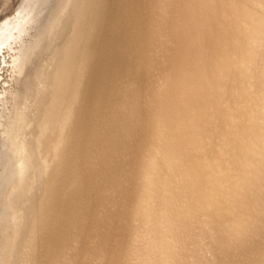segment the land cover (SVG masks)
<instances>
[{
    "label": "bare ground",
    "instance_id": "bare-ground-1",
    "mask_svg": "<svg viewBox=\"0 0 264 264\" xmlns=\"http://www.w3.org/2000/svg\"><path fill=\"white\" fill-rule=\"evenodd\" d=\"M95 2L97 22L102 0ZM86 5L0 0V264L110 262L115 201L120 190L130 197L136 159L128 149L141 137L140 128L127 135L126 122L139 125L143 110L147 136L126 264H232L239 252L241 264H264V0H107L99 45L87 63L94 26L71 86L84 83L77 118L79 90L55 135L53 152L68 145L72 152L65 184L52 204L48 170L38 200L27 193L50 118L44 109ZM141 19L154 52L143 107Z\"/></svg>",
    "mask_w": 264,
    "mask_h": 264
},
{
    "label": "rangeland",
    "instance_id": "rangeland-1",
    "mask_svg": "<svg viewBox=\"0 0 264 264\" xmlns=\"http://www.w3.org/2000/svg\"><path fill=\"white\" fill-rule=\"evenodd\" d=\"M106 1L107 0H102V3L100 5L101 7V13L98 16V20L96 22V17H97V5L95 0H86L87 2V9L85 12V16L81 19L82 22L80 23L78 20V25L76 23V27H75V32L78 33V36L76 35V39L74 41L71 42L70 44V58L66 59V63L61 65L62 68V72L59 76V84H56L53 86V91H50L51 94L53 95V101L50 104V107L47 109H44L46 112L50 113V118H49V122H48V126L45 128V130H43V134H40L39 139H41L40 143L37 144V147H35V163H33V168L34 170L33 175L29 178V186L26 188V190L28 191L27 193H31V197L33 198V200H38V196H39V192L41 190L42 184L44 183V179L46 177V175L48 174V170H50L49 176H50V180L52 181V195H51V201L52 204L57 203V199L59 198V192L62 188V186L65 184L64 180H65V176L67 175V171L69 169V163L71 160V153L69 150L70 145H68V147L66 146V149H64L61 152H53L54 149V143L56 141V133H57V129L58 126L61 125V123H63V114L64 111L66 110L65 107L67 105L70 104V97L72 95H70L71 91H76L79 90L78 95L75 98V102H74V109L76 107L79 106L80 104V100H82L83 97V82L81 81L76 87L75 89H71L73 87L72 84L74 81H77L76 79L78 78V72L80 71V62H81V55H82V48H83V43H85L86 37L89 34V32L91 31V29H93V27L95 26V39L94 42L91 46V52L90 54H88L87 57V63L91 62L92 60V56L95 54V49L97 47V45H99V35L101 33V29L104 23V19H105V14H106ZM141 5V4H140ZM142 6H140V10H141ZM99 9V8H98ZM144 12V11H143ZM141 11H139V16H140ZM151 15V14H150ZM143 18V17H142ZM143 21L141 19L140 25H139V31H138V35H140V38L143 37L145 43H146V54H145V58H144V63L146 64V68L144 70V74L141 77H138L139 83L137 84V88L140 90H138V92H140L141 94V98L140 101L141 103H139V105L142 106L143 101H148L150 96L148 93V89L150 87V83L154 80L153 77V71H154V63L151 61L152 60V45H151V34L148 33L147 31L144 34L145 29L142 28V24ZM82 25V26H80ZM80 29V31L78 32V30ZM143 32V33H142ZM99 36V37H98ZM151 58V60H150ZM91 59V60H90ZM148 65V66H147ZM59 66V65H58ZM152 66V67H151ZM88 67V66H87ZM87 67L85 69H87ZM60 68V66H59ZM148 68V69H147ZM152 69V70H151ZM149 70V71H148ZM152 71V72H151ZM84 71L81 70V78H84ZM152 73V74H151ZM89 73L86 74V76ZM151 76V77H150ZM50 90V89H49ZM49 90L47 91H43L41 93V96L45 97H49ZM71 106V105H70ZM143 107V106H142ZM77 111L78 109H75L74 114L72 120L73 122L76 120V115H77ZM45 112V113H46ZM69 112V111H68ZM140 124L138 125V122L136 121V119L133 120H128L126 122V124H128L129 126H127L128 132L127 135L129 134L131 137V133L132 131L139 132V128H140V139L138 142V139H135V143L133 142L132 139V143L129 146L128 151H130L132 153L131 158L132 159H136L135 161V166H133V170L132 172L135 173L136 177H135V181L133 182V186L130 189V197H128V199L126 198V195L123 196V194L121 193L120 190V195L119 198L121 196V200L119 201L118 205H117V201L114 207H119V211L117 213V217H116V222H115V230L114 234L116 235H112V248L111 250H114L115 255H111L110 256V262L108 264H126V259H127V251L130 248V240L133 239L132 237V233L134 232V229L131 228H135V223H134V214L136 212V207L138 204V199H139V194H138V188H139V184L141 183V179H140V174H141V168H142V155L144 153V148L145 143H146V134H147V115L145 110L142 111L141 113V117H140ZM73 122H71V124H73ZM137 122V124H136ZM147 123V124H146ZM136 124V125H135ZM147 125V126H146ZM131 126V127H130ZM137 126V128H136ZM36 131V130H34ZM34 131H28L26 133V138H30L32 137V135H34ZM131 131V132H130ZM76 132V131H75ZM70 133V134H69ZM139 133L135 136H137V138L139 137ZM146 133V134H145ZM76 133H74V124L70 130V132H68V138H70V142L69 144L72 142V140L74 139ZM70 135V136H69ZM146 135V136H145ZM136 138V137H135ZM144 147V148H143ZM132 148V150H131ZM143 148V149H142ZM140 149H142L140 151ZM143 152V153H142ZM130 153V155H131ZM141 154V155H140ZM59 155H61V160L59 162H56V157H58ZM135 155V156H134ZM141 167V168H139ZM140 170V171H139ZM124 172H122V182L124 183V176H123ZM129 174V172H128ZM126 179V178H125ZM126 183V182H125ZM126 185V184H125ZM32 188V190L30 189ZM137 190V191H136ZM59 193V194H58ZM121 202V203H120ZM127 202V203H126ZM24 206V205H23ZM121 206V207H120ZM27 209L25 212H19L21 217H20V224L19 226L22 224V226H25L26 221L29 219L30 215H31V209L32 206H30V204L27 206ZM132 209V210H131ZM50 217L47 219V223H49ZM133 221V222H132ZM219 226V230H218V234L220 232L221 235H225L222 230L220 229V225L218 223H216ZM132 226V227H131ZM46 227V226H45ZM45 229V228H43ZM114 238V239H113ZM204 242V241H203ZM129 244V245H128ZM203 245V243H202ZM110 247L108 246L105 250V254L110 253ZM98 250L100 251V249L98 248ZM112 254V252H111ZM245 255L243 253L239 252L238 256H232L230 257V262L232 264H241L240 261H243V259H245Z\"/></svg>",
    "mask_w": 264,
    "mask_h": 264
}]
</instances>
